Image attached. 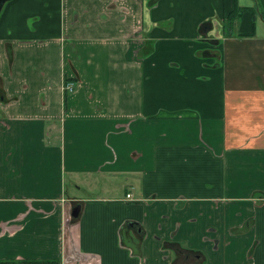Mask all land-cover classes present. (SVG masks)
<instances>
[{"label":"crops","instance_id":"obj_1","mask_svg":"<svg viewBox=\"0 0 264 264\" xmlns=\"http://www.w3.org/2000/svg\"><path fill=\"white\" fill-rule=\"evenodd\" d=\"M0 264H264V0H5Z\"/></svg>","mask_w":264,"mask_h":264},{"label":"trees","instance_id":"obj_2","mask_svg":"<svg viewBox=\"0 0 264 264\" xmlns=\"http://www.w3.org/2000/svg\"><path fill=\"white\" fill-rule=\"evenodd\" d=\"M245 8H246V9H247V8H251L252 11H255V7H254V6H253V7H252L251 5L240 6L239 4H237V5L235 6L234 9L230 10V11L227 13V15H226V17H225V20L223 21L225 28L228 30L227 32H230L229 30L233 27V24H234L235 18H236L239 14H241V12H242ZM253 13H254V12H253ZM254 23H255V20H254V18H253V27H254ZM253 30H254V28L252 29V31H253ZM70 80H74V81H75V79H73V78L67 76V77L65 78V84H66L67 82H69ZM69 92H70V91L67 90V89L65 88V94H67V93H69Z\"/></svg>","mask_w":264,"mask_h":264},{"label":"water","instance_id":"obj_3","mask_svg":"<svg viewBox=\"0 0 264 264\" xmlns=\"http://www.w3.org/2000/svg\"><path fill=\"white\" fill-rule=\"evenodd\" d=\"M4 1L5 0H0V9H1ZM80 208H81V204L75 205L74 208H73L72 214L75 215V216H77L79 214Z\"/></svg>","mask_w":264,"mask_h":264},{"label":"built area","instance_id":"obj_4","mask_svg":"<svg viewBox=\"0 0 264 264\" xmlns=\"http://www.w3.org/2000/svg\"><path fill=\"white\" fill-rule=\"evenodd\" d=\"M65 88L67 90H69L70 92L73 91V89L75 88V81L74 80H70L69 82H67L65 84ZM128 195H130V194H128Z\"/></svg>","mask_w":264,"mask_h":264},{"label":"rangeland","instance_id":"obj_5","mask_svg":"<svg viewBox=\"0 0 264 264\" xmlns=\"http://www.w3.org/2000/svg\"><path fill=\"white\" fill-rule=\"evenodd\" d=\"M31 21V20H30ZM203 27H204V25H203ZM205 28V27H204ZM214 28H212V30H213Z\"/></svg>","mask_w":264,"mask_h":264}]
</instances>
